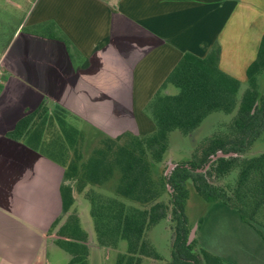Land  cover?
<instances>
[{"label": "crops", "instance_id": "obj_1", "mask_svg": "<svg viewBox=\"0 0 264 264\" xmlns=\"http://www.w3.org/2000/svg\"><path fill=\"white\" fill-rule=\"evenodd\" d=\"M257 5L258 0L0 2V42L6 43L0 48V264L69 259L64 250L59 255L55 231L50 233L62 214L64 168L10 137L17 121L46 101L86 122L92 136L146 134L154 129L146 106L184 53L204 57L217 45L220 68L245 80L264 34V12ZM43 23H53L80 59L72 61L63 41L26 30ZM228 208L220 213L218 242L202 246L229 264H264V226ZM86 231L90 264H98L109 247Z\"/></svg>", "mask_w": 264, "mask_h": 264}, {"label": "trees", "instance_id": "obj_2", "mask_svg": "<svg viewBox=\"0 0 264 264\" xmlns=\"http://www.w3.org/2000/svg\"><path fill=\"white\" fill-rule=\"evenodd\" d=\"M48 24L26 30L63 41L72 61L79 60L71 42L53 23ZM219 55L215 45L204 57L189 52L181 56L146 106L154 122V129L146 134L124 131L115 137L92 136L86 122L46 101L8 132L64 168L62 214L51 224L50 233L55 231L53 242L68 254L67 264H90L88 232L75 205L81 193L89 202L96 244L114 248L120 239L127 242L126 252L117 254L114 264L160 259L148 230L164 218L172 225L171 264H229L204 248L195 249V238L187 242L191 229L184 212L188 182L202 198L232 207L244 219L263 226L258 216L264 208V151L252 157L245 153L264 131V94L258 79L264 73V34L246 68L247 86L241 96V81L220 68ZM167 84L176 87L177 93H166ZM215 111L234 112L228 130L204 137L189 159L175 164L168 176L164 172L156 177L155 167L165 161L169 149L170 132L193 134ZM218 150L236 155L218 157L198 170ZM232 170H237L232 187L215 183ZM107 184L113 187L109 194L102 190Z\"/></svg>", "mask_w": 264, "mask_h": 264}, {"label": "rangeland", "instance_id": "obj_3", "mask_svg": "<svg viewBox=\"0 0 264 264\" xmlns=\"http://www.w3.org/2000/svg\"><path fill=\"white\" fill-rule=\"evenodd\" d=\"M1 3L4 0L0 1ZM258 10L264 12V0H258ZM10 36V32L2 34L3 40H6ZM5 41L0 42V48L3 47ZM259 85L260 91L264 94V73L260 75ZM246 78L243 79L241 86L238 91V96H241L242 92L246 88ZM178 89L173 85L169 86L168 92L170 94H176ZM235 111V110H234ZM234 112L226 113L223 111H215L208 114L201 122L200 126L196 129L193 134L183 135L179 131L174 130L169 134V149L166 154L165 161L155 167V176L164 174L167 167L170 164H178L184 162L186 159L191 157L195 148L199 145V142L204 137L214 134L218 130L227 131L229 122L232 119ZM264 151V131L261 133L251 144L249 150L245 153V156L252 157L258 155ZM237 170H232L223 178L216 180L215 183L225 186L227 189L232 187L235 182ZM112 179L116 180V176H112ZM112 182V181H111ZM90 186V184H88ZM103 185L102 190H106V193H111L113 187L111 184H107L105 188ZM188 195L184 203V212L186 215L187 224L196 226L195 236V249L204 248L202 244L212 245L215 241L218 242V222L220 220V213L226 211L229 206H226L216 200H206L198 195L192 184L188 182ZM87 190V187L84 191ZM79 196L77 200V207L82 215V224L85 229H91L93 231L92 222L89 217V202L86 198ZM258 223L264 226V208L260 210L258 216ZM215 229V230H214ZM264 231V230H263ZM148 237L155 247L156 251L160 255V259L155 261L147 259L144 264H171V240H172V225L168 218L160 220L157 224L152 226L148 230ZM216 237V238H215ZM194 239V238H193ZM127 250V242L124 239H120L114 248L105 249L101 261L98 264H114L117 254L124 253ZM208 250V249H206ZM59 255L63 257L66 254L61 248H57ZM93 251V249H92ZM210 251V250H208ZM64 253V254H63ZM216 255V254H215ZM57 256V255H56Z\"/></svg>", "mask_w": 264, "mask_h": 264}, {"label": "water", "instance_id": "obj_4", "mask_svg": "<svg viewBox=\"0 0 264 264\" xmlns=\"http://www.w3.org/2000/svg\"><path fill=\"white\" fill-rule=\"evenodd\" d=\"M229 155H236V153H235V152H228V153H225V152H223V151H221V150H218V151H216L214 154H212V155L209 156L208 161L205 163L203 169H198V170H204V169H206V168L208 167V165L211 163V161L215 160V159L218 158V157L229 156ZM174 166H175V164H170V165L167 167V169H166V171H165V175H166V176H168V175L170 174V172H171V170L174 168ZM168 188H169L170 190H172L171 187H170L169 185H168ZM195 232H196V226H193V227L190 229L189 234H188V241H187L188 243H190V242L193 240V238H194V236H195Z\"/></svg>", "mask_w": 264, "mask_h": 264}, {"label": "built area", "instance_id": "obj_5", "mask_svg": "<svg viewBox=\"0 0 264 264\" xmlns=\"http://www.w3.org/2000/svg\"><path fill=\"white\" fill-rule=\"evenodd\" d=\"M1 74V73H0Z\"/></svg>", "mask_w": 264, "mask_h": 264}]
</instances>
